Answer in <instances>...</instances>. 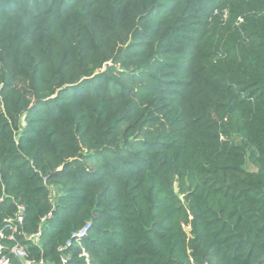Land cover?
<instances>
[{"label": "trees", "instance_id": "16d2710c", "mask_svg": "<svg viewBox=\"0 0 264 264\" xmlns=\"http://www.w3.org/2000/svg\"><path fill=\"white\" fill-rule=\"evenodd\" d=\"M87 223L70 264H264V0H0L4 255Z\"/></svg>", "mask_w": 264, "mask_h": 264}, {"label": "built area", "instance_id": "2783aa9c", "mask_svg": "<svg viewBox=\"0 0 264 264\" xmlns=\"http://www.w3.org/2000/svg\"><path fill=\"white\" fill-rule=\"evenodd\" d=\"M53 194L54 192L53 190H51V196H53ZM19 220H22L21 215L19 216ZM90 229H91V223L85 224L80 230L75 231L71 235L70 239L65 243V245L59 248V252L61 254V264H70L69 258L65 254V251L74 244L77 246H81L82 240L87 237ZM40 236H41V231H39L37 234L26 237V239L29 241H32L35 244H38L40 241ZM3 238H4L3 232H0V239H3ZM10 238L14 239L13 236H11ZM12 253L22 262V264H50L46 262L45 260L36 261V260L29 259V255L27 251L20 244H17L16 246L13 247ZM82 256L86 258L87 264H91L90 260L88 259V255L84 251V249H83ZM0 264H15L13 261H11L8 257L4 255V247L1 242H0Z\"/></svg>", "mask_w": 264, "mask_h": 264}, {"label": "rangeland", "instance_id": "374dc122", "mask_svg": "<svg viewBox=\"0 0 264 264\" xmlns=\"http://www.w3.org/2000/svg\"><path fill=\"white\" fill-rule=\"evenodd\" d=\"M249 170H253L250 166L249 167H247Z\"/></svg>", "mask_w": 264, "mask_h": 264}, {"label": "water", "instance_id": "95a60500", "mask_svg": "<svg viewBox=\"0 0 264 264\" xmlns=\"http://www.w3.org/2000/svg\"><path fill=\"white\" fill-rule=\"evenodd\" d=\"M20 215L23 217V212H21Z\"/></svg>", "mask_w": 264, "mask_h": 264}]
</instances>
